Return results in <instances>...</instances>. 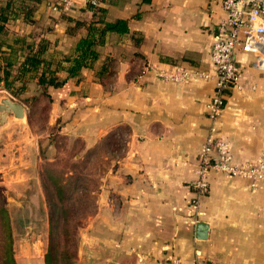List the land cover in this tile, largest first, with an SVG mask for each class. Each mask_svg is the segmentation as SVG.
I'll return each mask as SVG.
<instances>
[{"label":"crops","instance_id":"crops-1","mask_svg":"<svg viewBox=\"0 0 264 264\" xmlns=\"http://www.w3.org/2000/svg\"><path fill=\"white\" fill-rule=\"evenodd\" d=\"M59 1L41 0L35 24L16 19L11 32L40 30L58 56L72 52L85 28L67 32L70 22L52 9ZM89 1L76 0L69 13L92 17ZM99 3L108 19L127 18L130 31L109 32L94 67L49 88L66 131L85 149L107 148L110 163L97 193L89 257L95 256L94 264H170L179 256L183 264H195L199 251L208 264H264V178L252 186L244 176L212 171L204 213L197 220L192 215L199 150L209 137L228 138L236 161L254 159L264 148V70L252 66L251 53L239 50L236 56L247 87L229 88L220 115L209 116L216 87L211 49L226 16L222 3ZM109 57L114 72L104 83L95 72ZM179 63L210 76L178 82L156 75ZM254 82L256 88L248 87Z\"/></svg>","mask_w":264,"mask_h":264},{"label":"rangeland","instance_id":"rangeland-1","mask_svg":"<svg viewBox=\"0 0 264 264\" xmlns=\"http://www.w3.org/2000/svg\"><path fill=\"white\" fill-rule=\"evenodd\" d=\"M4 96L27 109L25 118L8 112L7 120L0 122V203L10 214L16 264H46L51 235L44 182L50 173L73 183L63 202L68 212L61 221L60 263H96L89 255L97 193L110 163L105 144L85 149L80 137L66 131L65 118L58 116L53 101L35 83L17 96L0 83V99Z\"/></svg>","mask_w":264,"mask_h":264},{"label":"trees","instance_id":"trees-1","mask_svg":"<svg viewBox=\"0 0 264 264\" xmlns=\"http://www.w3.org/2000/svg\"><path fill=\"white\" fill-rule=\"evenodd\" d=\"M151 0H143L149 2ZM41 0H2L0 1V83L13 95H20L35 82L41 92L53 100L50 87L65 84L68 78L82 77L84 67H94L100 56V46L106 42L109 32L125 33L130 31L127 18H107V8L102 4L88 3L92 17H75L70 11L58 10L70 22L67 32L75 34L80 28L85 32L79 36L73 51L58 56L53 50V42L38 31L31 33H12L10 24L19 19L27 24H35V12ZM56 2L55 4H57ZM53 9V5H52ZM110 57L96 70L99 80L112 74ZM67 76L62 77L61 72ZM65 176V175H64ZM72 181L50 173L44 182L50 200V245L45 254L46 264H61L60 234L61 221L68 210L63 202L68 197ZM61 203V204H59ZM68 255L69 254L68 250ZM0 264H16L12 251L10 214L7 207L0 203Z\"/></svg>","mask_w":264,"mask_h":264},{"label":"built area","instance_id":"built-area-1","mask_svg":"<svg viewBox=\"0 0 264 264\" xmlns=\"http://www.w3.org/2000/svg\"><path fill=\"white\" fill-rule=\"evenodd\" d=\"M98 4L100 0H90ZM220 1L226 16L213 33L211 61L216 69V87L208 102L209 116L215 120L227 103L229 88L243 90L246 72L239 65V50L253 55L252 66L264 70V0H212ZM76 0H60L53 4L54 10L70 11ZM156 75L165 81H191L209 77L205 70L193 68L182 63L173 68L158 69ZM257 83L248 87L256 88ZM212 129H216L215 125ZM198 174L194 180L195 196L192 199L194 220L204 213L203 198L210 189L212 171L230 176H244L252 186L264 178V148L260 154L250 160L236 161L232 143L225 137H209L200 147L198 156ZM170 264H183L181 257L173 256ZM195 264H208L198 251Z\"/></svg>","mask_w":264,"mask_h":264},{"label":"water","instance_id":"water-1","mask_svg":"<svg viewBox=\"0 0 264 264\" xmlns=\"http://www.w3.org/2000/svg\"><path fill=\"white\" fill-rule=\"evenodd\" d=\"M8 112H12L18 118H25L27 116V109L23 104L8 96H4L0 99V122L7 120ZM200 226L206 231V223L201 222ZM204 232L201 234L202 237L205 236Z\"/></svg>","mask_w":264,"mask_h":264}]
</instances>
